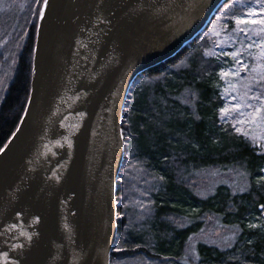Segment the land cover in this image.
Wrapping results in <instances>:
<instances>
[{"label": "water", "instance_id": "obj_1", "mask_svg": "<svg viewBox=\"0 0 264 264\" xmlns=\"http://www.w3.org/2000/svg\"><path fill=\"white\" fill-rule=\"evenodd\" d=\"M227 1L43 4L29 99L0 151V264H111L131 88Z\"/></svg>", "mask_w": 264, "mask_h": 264}, {"label": "trees", "instance_id": "obj_2", "mask_svg": "<svg viewBox=\"0 0 264 264\" xmlns=\"http://www.w3.org/2000/svg\"><path fill=\"white\" fill-rule=\"evenodd\" d=\"M33 3L32 17L28 10L22 17L28 24V28L24 27L26 36L11 35L16 50L11 78L8 64L0 59V79L9 78L0 102V151L18 127L29 99L37 26L44 0ZM13 22L14 17L8 23ZM198 39L175 57L143 73L128 95L122 123L126 163H141L160 179L161 185L152 187L147 195L150 205L147 208L151 212L141 229H134L129 223L135 212L119 206L121 217L117 218L118 234L111 264L122 259L146 258L153 264H180L176 258L199 228L179 227L172 217L191 212L200 217L224 215L229 221L228 217H232V222L242 228L240 243L233 250L200 243L199 264H264V230L250 228L246 223L248 217L261 214L260 203L264 202L261 187L254 186L247 194L232 195L220 186L212 196L201 198L192 191L190 181L183 178L193 166L238 165L251 174L254 184L263 176L264 154L219 120L222 101L215 84L219 68H205L196 61L193 49ZM184 59L187 62L180 64ZM186 88L197 93L195 109L179 99ZM124 184L120 183L117 194ZM135 191L133 187L132 193Z\"/></svg>", "mask_w": 264, "mask_h": 264}, {"label": "rangeland", "instance_id": "obj_3", "mask_svg": "<svg viewBox=\"0 0 264 264\" xmlns=\"http://www.w3.org/2000/svg\"><path fill=\"white\" fill-rule=\"evenodd\" d=\"M33 2L34 0H0V28L3 29L0 30V59L1 62L8 64L9 72H11V67L14 69L16 51L13 50L15 44L11 40V35L12 33L17 34L16 38L26 36L27 29L24 27L28 28V24L22 17L27 10L29 16L32 17ZM243 5L254 6L255 0H228L223 4L207 29L199 36L193 52L197 56L196 61L202 67L209 66L212 70L219 68V77L215 84L222 101L218 110L221 123L230 126L238 135L246 138L264 154V118H262L264 117V99L255 98L264 95V44L259 43L264 40V32L260 31L264 28V24L249 23L245 26L241 23L237 25L234 17L247 15V8ZM261 15L264 13L257 14L255 18L259 19ZM13 17L14 22L8 23ZM245 27L247 31H241ZM237 51L240 55L235 58L228 55V53ZM185 59L180 64H185L187 62ZM241 64L247 67H241ZM13 74L11 72L9 78ZM9 78L0 79V102L6 92ZM179 99L184 104L196 108L197 93L194 90L184 89ZM237 104L242 107L235 108L234 105ZM249 104L252 105L251 108L247 107ZM257 109L261 111L257 112ZM125 159L126 153L117 192L120 183L125 182V184L122 192L117 194V206L124 208V211L129 210L132 214L135 212V217H129V223L131 227L139 230L145 225L146 215H150L151 212V208H147L150 206L147 195H150L152 187L161 185V181L141 163L134 164L133 161L126 163ZM183 178L186 179L185 181H190L192 191L201 198L212 196L220 186L227 188L232 195L247 194L252 192L254 186H260L264 197V166L263 176L256 181V184L251 174L238 165L230 167L193 166L186 171ZM133 187L136 189L134 193H132ZM262 206L264 202L260 203V215L248 217L246 220L250 228L258 227L264 230V207ZM120 217L121 214L118 215V218ZM172 218L173 223L179 227L198 226L199 228L191 235L182 255L176 258L180 264H199L198 245L200 243L223 250H233L238 246L242 237V228L240 229L238 223L232 222V217H228L231 218L229 221L224 215L210 214L200 217L196 216L195 212H191L181 213L179 216L173 215ZM199 222L203 225L200 226ZM133 262L153 264L148 258L140 261L122 259L118 264H134Z\"/></svg>", "mask_w": 264, "mask_h": 264}, {"label": "snow or ice", "instance_id": "obj_4", "mask_svg": "<svg viewBox=\"0 0 264 264\" xmlns=\"http://www.w3.org/2000/svg\"><path fill=\"white\" fill-rule=\"evenodd\" d=\"M47 4H48V0H44V5L47 6ZM243 6L247 8V15H240V16L234 17L237 25H240L241 23H243L245 26L249 23H251V24H257V23L264 24V15H261L259 17V19L255 18L257 16V14L264 13V0H255V5L251 6V7H249L247 5H243ZM241 31H247V27H245L244 29H241ZM260 31L264 32V28L260 29ZM259 43L264 44V40L260 41ZM228 55H231L235 58V57L239 56L240 53H239V51H237L234 53H228ZM237 63H239V61H237ZM240 66L244 67V68L247 67V65H245V64H241ZM225 74H227V73H225ZM255 98L264 99V95H260V96L255 97ZM234 107L239 109L240 107H242V105L237 104V105H234ZM247 107L251 108L252 105L249 104V105H247ZM256 111L260 112L261 110L257 109ZM262 118H264V117H262ZM262 207H264V206H262ZM36 219L38 220L39 217H36Z\"/></svg>", "mask_w": 264, "mask_h": 264}]
</instances>
